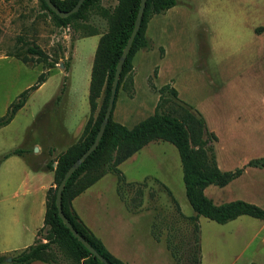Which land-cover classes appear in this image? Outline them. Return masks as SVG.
<instances>
[{
  "label": "rangeland",
  "instance_id": "374dc122",
  "mask_svg": "<svg viewBox=\"0 0 264 264\" xmlns=\"http://www.w3.org/2000/svg\"><path fill=\"white\" fill-rule=\"evenodd\" d=\"M104 2L105 7H111L110 0ZM79 24L55 26L38 0H0V115L47 71L45 80L29 91L24 105L0 127V255L4 257L32 243L33 228L42 224L44 208L39 199L43 200L52 184V173L45 163L78 139L88 117L89 72L99 34L83 35L92 27L103 31L106 24L94 11L85 27ZM146 37L149 47L133 56L132 85L116 92L111 112L114 121L130 128L152 114L158 89L166 84L202 116L206 127L218 120L226 122L221 115L216 119L223 101L235 112L255 114L263 110L264 0H175L171 8L151 16ZM32 46L42 55H29L26 50ZM24 55L26 62L20 60ZM54 61L46 68L47 62ZM244 130V141L255 150L258 134L252 122H247ZM15 148L23 152L2 159ZM234 148L218 152L221 164L231 166L244 154L249 155ZM118 168L125 181H134L122 188V197L135 206L142 205V209L159 207L162 225L178 230L180 250L190 251L192 256L197 252L199 264H264V220L247 215L223 224L198 216V246L194 241L185 243L182 235L193 226L184 216L179 218V212L185 216L194 212L185 198L179 157L171 143H147ZM147 177L162 184L143 181ZM236 179L230 181V189L211 184L203 193L213 203L242 199ZM115 183L116 176L106 173L84 191L79 210L83 220L90 228L101 226L104 220L103 228H139L143 234L142 228H147L151 219L150 209L123 218ZM257 183L264 187L262 180ZM258 184L250 189L259 191ZM212 193L226 200H216ZM258 203L253 204L262 208L264 200ZM180 262H184L182 255ZM158 264H166L165 258L160 257Z\"/></svg>",
  "mask_w": 264,
  "mask_h": 264
},
{
  "label": "trees",
  "instance_id": "16d2710c",
  "mask_svg": "<svg viewBox=\"0 0 264 264\" xmlns=\"http://www.w3.org/2000/svg\"><path fill=\"white\" fill-rule=\"evenodd\" d=\"M38 1L40 8L48 13L55 26L80 23L85 27L86 24L84 23L87 21L90 12L94 11L104 19L106 27L103 31L92 27L83 35L99 34L89 72L88 117L78 139L55 158L45 163L46 168L52 173V184L45 191L42 226L36 231L39 238L36 236L32 244L9 255L10 263L28 264L31 261L40 260L48 264H103L71 234L58 217L54 202L55 191L65 170L90 146L96 135L107 104L116 62L131 32L139 0H115V4L111 7L102 6L100 0H83L78 10L65 18L58 17L46 6L43 0ZM50 1L58 9L66 11L77 0ZM174 4L175 0H145L139 28L121 65L116 92L120 87L125 88L132 85L133 56L137 50L149 47V40L145 36L148 20L152 15L162 13ZM26 52L38 57L42 55L36 46L27 47ZM14 55L19 58L17 53ZM26 57L24 55L20 60L26 62ZM56 62H47L46 68L52 67ZM46 72H41L35 84L21 91L8 105L5 113L0 115V127L6 125L15 112L24 105L29 91L37 88L45 80ZM98 99H100L99 103ZM215 140V134L206 129L202 116L190 105L180 100L173 87L168 84L163 85L158 89V101L153 113L132 127L127 128L114 121L110 113L95 148L64 182L60 198L62 212L76 232L108 262L125 264L113 256L92 230L78 217L71 206V200L104 174L112 173L116 176L115 191L117 195L127 208L135 210L138 206L131 204L122 197V188L134 182L125 181L118 165L148 142L166 141L176 148L181 165L184 195L194 212L192 216H185L179 212V218L184 216L185 220L192 222L193 226V228L186 229L185 236L182 235L185 243L186 241H194V244L198 246V216L206 217L219 224L226 223L240 215L264 220V209L253 203L234 199L215 204L204 195L203 189L209 184L221 187L237 177L247 166H264V158H252L234 169L220 170L216 165L213 152ZM21 152H23L21 148H15L3 154L2 158ZM171 199L176 210L179 211L174 197ZM169 230L166 246L174 263L199 264L197 252H195V256H192V252L189 251L188 254L185 253V250H180L179 245L182 240L180 241L178 230L175 228H169ZM181 255L183 256V263L180 262ZM5 258L0 255V264L4 263ZM249 264L256 263L250 262Z\"/></svg>",
  "mask_w": 264,
  "mask_h": 264
},
{
  "label": "crops",
  "instance_id": "0c3cea01",
  "mask_svg": "<svg viewBox=\"0 0 264 264\" xmlns=\"http://www.w3.org/2000/svg\"><path fill=\"white\" fill-rule=\"evenodd\" d=\"M100 4L104 6L106 3L104 2V0H100ZM109 4L113 6L115 4V0H110ZM147 31H148V22L145 28V36H146ZM220 105L221 107L219 110H217L218 112H217L216 119H219V116L221 115V117H223V120H225L226 122L224 123V121L222 120H221L222 122H220L219 120L217 121L211 118L212 120L217 121V122H215V124H212V126L206 127V129L209 132H212L213 134L216 135V140L213 142V152H214L215 162H216L217 167L220 170H223V169L230 170L232 169V167L240 166L251 158H264V108L263 110L260 111V113L253 114L251 112H248L246 114L241 110L235 112L230 109H227L226 108L227 103L225 104L224 101L221 102ZM247 122L249 123L252 122L253 130L256 134H258V136H255L254 138V147H256L255 150H251V143L249 141H244L243 139L244 137L243 132L245 131L244 129L247 126ZM234 136L236 137V139H234L235 141L231 139V137H234ZM257 137L258 139H256ZM234 146H237L238 147L237 149L241 152L243 151L248 152L249 155L246 156L244 154V158L240 157L238 161L233 163L231 166L226 165V164H221L218 160V152L226 153V152L234 151L236 150ZM48 150L49 149L47 148L45 151L48 153ZM2 159H5V158H2ZM31 171H33L34 175L36 176L38 175V171H35V170H31ZM235 178H237L236 180L239 181L237 184L238 185L237 187H238L239 194H241L239 197V198H242L241 200H244L247 202L248 201L253 202L255 204H259L258 202H260V200H264V187H260L259 184L257 183V180H260V181L262 180L264 182V166L263 167L247 166ZM145 180L146 181L152 180L157 184H162L158 179L154 177H147L143 181ZM230 181L224 185L226 190L231 188ZM126 182H129V181H126ZM130 182H134V181H130ZM255 184H258L257 186H259V191H256L255 188L253 191L250 189L252 186H255ZM115 188H116V183H115ZM85 190H83L81 193L76 195L71 200V206L73 210L76 212L78 217L84 223L85 221L83 220L82 214L80 213L79 210H81L80 206L82 205L81 203L84 197L83 195H84ZM220 191L223 193V191L225 190L221 189ZM44 195H43V200H41L42 198L39 199V205L41 206L43 205V208H44ZM116 196H117L118 201L122 202V200L119 198L117 193H116ZM212 196L216 200L225 199V198L222 199L221 195H219L220 197H218V196H215L213 193H212ZM35 202H37L36 199H35ZM217 202L218 203H215V204L221 203L220 201H217ZM76 203L78 204L77 207H76L77 205ZM39 205L37 206H38V215L40 216L41 209ZM122 205H123V209L125 212L123 218H128V216L134 213H141L144 211L147 212L150 209L151 219H149V221L147 222V228H142L143 234H140V232L138 231L139 228H111V226L107 228V225H106V228H103V222L106 224V221L104 220H102L103 222H101V226L99 227L96 226L95 228H90L86 223L85 224L92 230L95 236H97L100 239L104 247L113 256L120 259L125 264H158L160 257L163 259L165 258L166 264H175L166 246V239H167V234H168L169 229L165 228V226L162 225V223L164 222V218L162 216L160 217V215L158 214V212L160 211L159 207L154 208V207L147 206V208L142 209V205H140L136 207L135 210H133L131 208L130 209L127 208L123 202H122ZM260 206L264 208V204ZM43 213H44V209H43ZM41 226L42 224L36 225L33 228V231L31 233L34 236L31 239L32 243L35 238L36 229L40 228ZM134 229H135V233H134ZM32 243H28L23 248H25L26 246ZM2 264H11V263L6 262L4 260V263ZM28 264H48V263L40 261V260H34Z\"/></svg>",
  "mask_w": 264,
  "mask_h": 264
},
{
  "label": "water",
  "instance_id": "95a60500",
  "mask_svg": "<svg viewBox=\"0 0 264 264\" xmlns=\"http://www.w3.org/2000/svg\"><path fill=\"white\" fill-rule=\"evenodd\" d=\"M44 3L46 4V6L52 11L54 12L58 17L61 18H65L67 16H69L70 14L76 12L79 8V6L81 5L83 0H77L76 3L69 9L66 11H62L60 9H58L55 5H53L51 3L50 0H43ZM144 4H145V0H139V6L137 8V12L135 15V19L133 22V26L131 29V32L128 36V39L126 41V44L123 48V50L121 51L118 60L116 62V66H115V70H114V74H113V78H112V82H111V86H110V92H109V96L107 99V104L103 113V116L101 118V121L99 123L96 135L92 141V143L90 144V146L76 159L73 161V163L65 170V172L63 173V176L61 177L58 185L56 186V191H55V206H56V210H57V215L58 217L61 219V221L63 222V224L65 225V227L71 232V234L77 238V240L94 256L96 257L99 261H101L103 264H111L110 262H108L103 256H101L97 251H95V249L92 248V246L86 241L84 240V238L82 236H80L76 230L71 226V224L69 223V221L67 220V218L65 217V215L62 212L61 209V190L63 188L64 182L67 179V177L78 167V165L84 160V158L95 148L98 140L100 139L105 124L110 116L111 110L113 108V103H114V98H115V93H116V88H117V82L119 79V74H120V69H121V65L125 59L126 54L129 51L131 42L133 40V37L135 35V33L137 32L138 28H139V24H140V19H141V15L143 12V8H144ZM6 262H10V257H6L5 258Z\"/></svg>",
  "mask_w": 264,
  "mask_h": 264
}]
</instances>
